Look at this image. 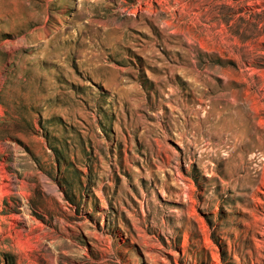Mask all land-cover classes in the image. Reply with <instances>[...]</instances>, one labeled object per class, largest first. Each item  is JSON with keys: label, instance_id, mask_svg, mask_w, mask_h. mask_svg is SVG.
Listing matches in <instances>:
<instances>
[{"label": "rangeland", "instance_id": "rangeland-1", "mask_svg": "<svg viewBox=\"0 0 264 264\" xmlns=\"http://www.w3.org/2000/svg\"><path fill=\"white\" fill-rule=\"evenodd\" d=\"M0 76V264H264V0H0Z\"/></svg>", "mask_w": 264, "mask_h": 264}, {"label": "bare ground", "instance_id": "bare-ground-1", "mask_svg": "<svg viewBox=\"0 0 264 264\" xmlns=\"http://www.w3.org/2000/svg\"><path fill=\"white\" fill-rule=\"evenodd\" d=\"M21 44V43H20ZM20 46V45H19ZM13 47H15V46H13ZM3 76V75H2ZM1 77V76H0ZM2 79V78H1ZM0 79V80H1ZM15 183L12 181V182H7V183H2V185L0 186V193H6V191H11V190H13L14 188H15ZM48 187V186H47ZM16 189V188H15ZM23 204V203H22ZM22 206V208H24V205H21ZM22 215V214H21ZM29 220V219H28ZM27 220V221H28ZM26 221V222H27ZM42 225V224H41ZM25 233V232H24ZM49 256V255H48ZM160 256V255H159ZM161 257V256H160ZM154 259V258H153Z\"/></svg>", "mask_w": 264, "mask_h": 264}]
</instances>
